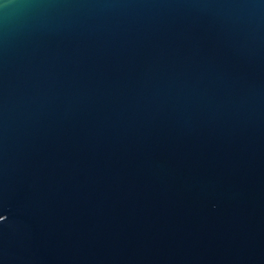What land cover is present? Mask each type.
I'll list each match as a JSON object with an SVG mask.
<instances>
[{
    "label": "water",
    "instance_id": "obj_1",
    "mask_svg": "<svg viewBox=\"0 0 264 264\" xmlns=\"http://www.w3.org/2000/svg\"><path fill=\"white\" fill-rule=\"evenodd\" d=\"M0 264H264V0H0Z\"/></svg>",
    "mask_w": 264,
    "mask_h": 264
}]
</instances>
